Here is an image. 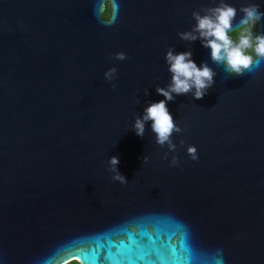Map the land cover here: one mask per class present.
Returning <instances> with one entry per match:
<instances>
[{"label":"water","instance_id":"water-1","mask_svg":"<svg viewBox=\"0 0 264 264\" xmlns=\"http://www.w3.org/2000/svg\"><path fill=\"white\" fill-rule=\"evenodd\" d=\"M218 3L116 0L109 24L107 0H0V264H264V58L237 75L178 35ZM169 48L216 72L168 102L174 152L133 129L165 99Z\"/></svg>","mask_w":264,"mask_h":264},{"label":"clouds","instance_id":"clouds-1","mask_svg":"<svg viewBox=\"0 0 264 264\" xmlns=\"http://www.w3.org/2000/svg\"><path fill=\"white\" fill-rule=\"evenodd\" d=\"M259 3H248L239 10L227 0H219L218 5L206 7L201 14L200 10L192 13L196 23L191 30L182 31L178 35L187 42L199 39L205 48L211 50V60L217 65H225L237 75H243L256 60L264 58V33H255V25L264 19V12L260 11ZM238 12L243 13L239 20V25L234 27ZM116 0H107V10L103 13L105 21L109 24L116 19ZM238 35L234 40L233 35ZM193 53L189 51L175 52L169 48L165 56L168 71L171 73V80L166 87H156L159 95L165 99L152 102L144 109L143 115H137L133 124L136 134L143 137L145 125L151 121V129L155 134L156 143L161 147L167 145L170 152L177 148L172 137L174 133H180L183 129L176 123L173 115L169 111L168 102L173 101L178 95L191 93L195 99H202L214 83L215 70L204 62L198 66ZM116 60L128 59L126 53L118 52L114 57ZM117 68L108 69L104 76L108 81L116 79ZM115 88L116 85L113 84ZM147 94V90L145 89ZM181 144L184 140L180 141ZM187 152L193 160H197L198 150L195 145H189ZM164 158H168L165 153ZM143 162L148 160L144 156ZM110 171L114 173L113 179L121 183H127L126 177L121 174L118 168L119 158L112 156L109 159ZM170 163L178 164V157L173 156Z\"/></svg>","mask_w":264,"mask_h":264},{"label":"trees","instance_id":"trees-1","mask_svg":"<svg viewBox=\"0 0 264 264\" xmlns=\"http://www.w3.org/2000/svg\"><path fill=\"white\" fill-rule=\"evenodd\" d=\"M106 10H107V5H106ZM105 10V11H106ZM253 31L256 33L257 32V24L255 25V27H254V29H253ZM238 35L239 34H236V35H233V39L234 40H237L238 39ZM68 264H80L78 261H72V262H70V263H68Z\"/></svg>","mask_w":264,"mask_h":264}]
</instances>
